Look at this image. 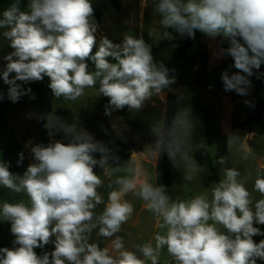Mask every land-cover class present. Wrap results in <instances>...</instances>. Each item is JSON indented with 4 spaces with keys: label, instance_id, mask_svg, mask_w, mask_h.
I'll return each mask as SVG.
<instances>
[{
    "label": "clouds",
    "instance_id": "1",
    "mask_svg": "<svg viewBox=\"0 0 264 264\" xmlns=\"http://www.w3.org/2000/svg\"><path fill=\"white\" fill-rule=\"evenodd\" d=\"M154 11L164 29L163 39H172L167 31L172 29L192 39L199 31L226 41L228 47L220 46L214 55L231 57L230 67L237 71L222 72L223 90L249 94V78L264 65V0H154ZM0 30L13 49L3 57L7 63L0 69L12 103L28 94L35 99L22 83L48 77L57 99L76 102L86 89H96L108 98L104 114L111 116L126 106L139 111L176 82L170 74L175 69L157 63L143 38L125 34L122 43L106 36L98 39L90 0H28L26 11L21 10V0H12L0 13ZM87 61L94 64V71ZM37 119L46 120L50 136L62 132L67 142L33 145L29 141L34 162L22 176L9 170V162L0 161V187L27 197L0 203V220L10 222L13 244L18 245L0 248V264H256L257 259L264 260V240H253L264 235L254 226L264 225V164L242 175L236 166H228V156H221L216 161L221 165L218 182L190 198H173L132 158L134 153L120 165L113 149L76 124L52 113ZM111 128L120 135L119 124L112 123ZM193 128L188 107L178 109L170 122L161 113L151 127L156 139L147 147L155 167L166 153L187 183L197 182L204 171L193 155ZM245 137L228 132L227 146L248 162L256 157ZM18 155L19 166L25 156ZM97 166L103 176L94 171ZM105 181L110 190L107 201L100 191ZM129 194L153 214L158 229L152 240L131 249L119 235L134 212L126 199ZM102 204L103 210L97 212ZM94 232L106 242L104 247L93 242ZM48 244L54 245L53 251L42 255L34 251Z\"/></svg>",
    "mask_w": 264,
    "mask_h": 264
},
{
    "label": "rangeland",
    "instance_id": "2",
    "mask_svg": "<svg viewBox=\"0 0 264 264\" xmlns=\"http://www.w3.org/2000/svg\"><path fill=\"white\" fill-rule=\"evenodd\" d=\"M90 2L101 14L100 19L94 14V19L98 24L96 33L98 39L101 36H106L114 43H122L125 34L143 38L146 44L151 47L152 55L157 63H163L170 70L175 69V72L170 74L175 76L176 82L166 90L180 98L178 109L188 107L191 111L194 121L192 136V143L195 148L194 158L196 152L200 149L207 150L212 158L213 171L203 168L204 171L198 177V181L193 183H187L183 178V171L175 169L170 162L171 185L166 187L170 196L173 198L180 196L187 199L218 182L210 180V176L215 174L218 179L221 178V165L216 162L221 156H228V166H236L242 175L244 172L253 171L258 165L264 164L263 134L254 133L250 135L249 132L236 127L231 131L246 136V144L252 147L256 159L245 162L241 160L238 152L228 149L227 134H222L219 130L217 117L222 114V97L232 99L235 92H225L221 81V74L225 69H228L230 74L232 73L228 58L227 62L220 64L218 68H209L210 66L204 64L206 47H210L212 41L205 45L196 41L186 51V57L179 58L176 45L168 44L161 48L162 43L170 42L172 39L160 37V33L164 29L160 28V17L154 11V0H121L119 11L114 9L111 0H90ZM11 3L12 0H0V13ZM27 4L28 0H21V10L26 11ZM167 31L170 32V29ZM200 35L204 34L201 33ZM214 41H221L223 47H228L227 42L220 37H217ZM213 46L212 43L211 47ZM12 50L8 40L0 35V69L7 63L3 57ZM95 50L94 48L93 53ZM108 59L112 63L116 62L110 57ZM87 62L89 70L94 71V64L91 61ZM196 62L201 65L199 72L195 68ZM249 79L251 80L249 94L242 104L236 106L240 110L235 113V122H241L246 116L254 114L260 108H264V65L261 66L258 72L254 70V75ZM49 82L48 77H45L42 81L26 84L18 81V83H22V87L31 88L35 99H31V94H28L22 96L18 102L12 103L7 98L8 85H5L3 80L0 79V92L4 94V99L0 101V112H2V116H0V161L9 162V170L13 174L22 176L27 166L34 162L30 146H27L29 141H32L33 145L41 139H46L49 142L53 140L67 142L62 132L50 136L49 131L44 127L46 120L37 119L38 115L52 113L68 124H76L77 127L88 131L96 140L104 142L113 149L115 156L120 157L129 153L131 158L134 153L132 158L143 165L151 174L153 182L157 184V180H155V158L147 150V147L152 145L156 139L151 127L161 113H164L158 96H153L149 101H146L144 107L139 111H130L126 106L123 110L114 111L111 116H106L104 112L108 98L99 95L96 89H86L84 96L76 102H71L55 98L48 87ZM209 86L212 87V90H209ZM246 100L251 103L246 104ZM33 113L36 115H32ZM127 119L130 124L127 123ZM112 123L119 124L120 135H117L111 128ZM197 145L199 147H196ZM21 152L24 153L25 159L18 166V154ZM96 155L99 158V154ZM110 163L114 162L110 161ZM94 171L103 176L102 169L99 166ZM247 187L252 190V183L249 182ZM100 191L104 200L107 201L108 192L110 191L107 188V181H105V187ZM253 195L257 199L260 198L259 193L253 192ZM126 199L133 203L134 212L132 218L122 226L119 235L124 237L126 247L131 249L132 245L136 243L152 240L158 229L156 228L155 217L144 208L141 200L131 194ZM4 200L15 203L19 200H27V197L0 187V203ZM103 207V204L100 205L97 212L102 211ZM254 226L259 227L261 232H264V225L254 224ZM10 227V222L0 220V248L18 246L13 244L15 237L10 232ZM92 240L101 247L105 246L106 242L103 238L97 237L95 232ZM253 240L259 243L264 240V235H256ZM53 250V244H48L43 249H34L38 255ZM161 259H166V256H162ZM256 264H264V260L257 259Z\"/></svg>",
    "mask_w": 264,
    "mask_h": 264
},
{
    "label": "trees",
    "instance_id": "3",
    "mask_svg": "<svg viewBox=\"0 0 264 264\" xmlns=\"http://www.w3.org/2000/svg\"><path fill=\"white\" fill-rule=\"evenodd\" d=\"M114 9L119 11L121 9V0H111ZM93 6V5H92ZM95 16L100 19V11L93 6ZM170 33L172 34V40L170 42H164L161 44V48L167 46L168 44L176 45L178 47L177 56L179 58L186 57V51L194 45L197 41V37L201 34V32L197 31L195 34V38H189L187 36H181L176 33L174 30L170 29ZM230 63V66L233 64V60L231 57H227ZM232 72L237 71L234 67H231ZM178 97L172 93L167 94V102H166V115L168 117L169 122L173 117L174 113L178 109ZM0 116H2V112H0ZM127 123L130 124V121L127 119ZM235 127L237 129L247 131L249 133H257L264 135V108L258 109L254 114L246 116V118L241 122H235ZM43 143L47 145L50 143L46 139H41L37 144ZM130 158V154H124L119 157V164L123 165L126 163ZM195 159L199 163V165L207 169L209 171H213V161L209 154V152L205 149H200L195 154ZM156 172L157 175V184L165 185L166 187L171 185V167H170V160L167 157L166 153H162L156 164ZM210 180L212 181H219L218 176L215 174L210 176Z\"/></svg>",
    "mask_w": 264,
    "mask_h": 264
},
{
    "label": "crops",
    "instance_id": "4",
    "mask_svg": "<svg viewBox=\"0 0 264 264\" xmlns=\"http://www.w3.org/2000/svg\"><path fill=\"white\" fill-rule=\"evenodd\" d=\"M212 43L214 45L213 47H211ZM211 46L206 47V50H205L206 57H205L204 64L208 67L210 66L209 68H214V67L218 68L220 64L222 63L225 64L227 62V57H224L222 59H217L216 56L214 55V52H216L218 48L222 46L221 41L212 40ZM195 68L198 69V72L200 71L201 65L199 64V62L198 63L196 62ZM208 88L209 90H212L211 86H209ZM168 93L169 91L165 89L163 90L161 96H158L160 104L163 106L164 113L166 112V102H167ZM247 96H240L235 93V96L232 99L229 97H225V96L222 97L223 99L222 114L220 117H217V120L219 121L218 123L219 130L222 132V134H227L228 132H231L235 128V125H234L235 113L237 110L238 111L240 110L236 106L242 104L244 100L247 98ZM253 134L254 133H250V135H253Z\"/></svg>",
    "mask_w": 264,
    "mask_h": 264
},
{
    "label": "water",
    "instance_id": "5",
    "mask_svg": "<svg viewBox=\"0 0 264 264\" xmlns=\"http://www.w3.org/2000/svg\"><path fill=\"white\" fill-rule=\"evenodd\" d=\"M213 39L210 37H205L204 35H200L197 37V41L200 42L201 44L205 45L208 42L212 41Z\"/></svg>",
    "mask_w": 264,
    "mask_h": 264
}]
</instances>
